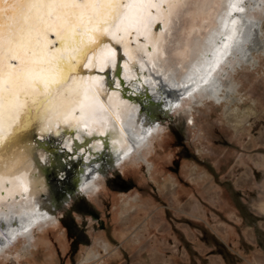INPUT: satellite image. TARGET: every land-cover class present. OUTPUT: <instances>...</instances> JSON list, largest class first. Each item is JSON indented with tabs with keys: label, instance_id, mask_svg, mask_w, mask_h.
I'll return each mask as SVG.
<instances>
[{
	"label": "rangeland",
	"instance_id": "1",
	"mask_svg": "<svg viewBox=\"0 0 264 264\" xmlns=\"http://www.w3.org/2000/svg\"><path fill=\"white\" fill-rule=\"evenodd\" d=\"M253 1L260 44L220 76L233 102L206 93L168 111L142 148L145 163L130 157L96 174L100 191L39 223L30 245L18 236L0 264L264 263V0ZM89 252L95 260L84 263Z\"/></svg>",
	"mask_w": 264,
	"mask_h": 264
},
{
	"label": "snow or ice",
	"instance_id": "2",
	"mask_svg": "<svg viewBox=\"0 0 264 264\" xmlns=\"http://www.w3.org/2000/svg\"><path fill=\"white\" fill-rule=\"evenodd\" d=\"M199 2L0 0V194L22 179L19 171L5 179V152L34 127L41 139L67 135L91 144L89 152L96 144L88 137L105 138L98 141L105 148L109 141L120 143L112 135L114 121L96 124L98 112L111 102L107 92L113 85L105 88L101 76L85 79L80 69L106 73L122 67L116 87H124L125 78L131 85L133 75L148 73L149 62L160 67L175 18Z\"/></svg>",
	"mask_w": 264,
	"mask_h": 264
},
{
	"label": "bare ground",
	"instance_id": "3",
	"mask_svg": "<svg viewBox=\"0 0 264 264\" xmlns=\"http://www.w3.org/2000/svg\"><path fill=\"white\" fill-rule=\"evenodd\" d=\"M241 1L244 0L238 2L235 0H200L199 3L192 4L191 10L182 17L175 18L174 29L169 32L164 42L165 50L161 56L160 67L157 68L155 63L149 62V66L154 67L151 69L152 73L157 74V70L163 72L158 78L161 76L164 80L166 77L165 83L155 92L152 89L148 92L143 89L139 90L132 84L130 86V93L141 98L143 105L137 98L133 102L123 100L124 94L121 90L107 92L111 102L98 112L96 124L99 127H105L107 120L114 121L116 131L112 135H118L121 142L113 145L109 141L105 148L98 142L105 138L88 137L90 142L96 144L95 150L89 152L90 144L87 150L81 149L76 152V158L70 162L64 159L65 167H70L72 170L78 166L81 169L77 172L80 184L75 194L83 191L86 196L92 191L97 192L99 185L93 179L96 174H101L103 168L112 169L130 157L135 159L137 157L135 161L145 163L142 148L148 144L149 139H144L143 134L150 126L152 127L153 119L143 112L144 106L161 105L168 111L179 110L190 102L194 106L204 92L217 104L227 100L233 102L230 95L231 89L226 84L225 77L222 79L220 76L230 63L231 66L235 63L239 64V61L249 63L252 60L250 57L252 49L260 44L256 36L259 20L254 19L250 14L256 11L257 3L251 0L253 6L249 10V7L240 6ZM234 13L238 16L233 17ZM227 33L228 37L223 38ZM102 62L98 57V66ZM80 72L90 73L92 70L80 69ZM118 73L117 70L112 76L115 80L112 78L110 81H104L105 88L109 84H115L116 87ZM227 74L228 72L225 75ZM84 77L87 79L96 76ZM89 87L95 94V84H90ZM222 90H224V95L220 97L218 94H222ZM228 117L230 118V116L226 118ZM238 124H234L235 130ZM63 138L71 141L67 135ZM74 146L77 149L83 145L74 144ZM52 147L60 148L58 144ZM66 150L72 152L71 145H68ZM44 151L46 150H34L28 142L16 141L11 152L6 151L4 154L5 179L9 172L16 171L21 173L22 179L20 183L11 184L0 194V254L18 236L23 237V241H27L30 245L29 237H31L32 229L36 228L39 223L46 225L53 223L56 219L58 211L53 208L54 201L48 198L52 188L47 181L52 172L51 164L54 159ZM62 153V156L67 157L68 153L65 150ZM68 163L72 166H68L70 165ZM26 187L30 188L31 194ZM15 196H18L17 200L14 199ZM29 211L30 215L27 214ZM15 224L16 227H13ZM102 248L104 251L107 250V245H103ZM95 255L89 252L84 257V263L94 261Z\"/></svg>",
	"mask_w": 264,
	"mask_h": 264
},
{
	"label": "water",
	"instance_id": "4",
	"mask_svg": "<svg viewBox=\"0 0 264 264\" xmlns=\"http://www.w3.org/2000/svg\"><path fill=\"white\" fill-rule=\"evenodd\" d=\"M177 30V29H176ZM179 30V29H178ZM151 68L150 66H148V73H144L141 72L139 73L138 76L133 75L132 76V86L137 87V89H143L144 91L148 92L149 89H152V91H157L158 88H160V86L165 83L164 80H166L164 77V80H162V71L157 70L158 73H152L151 72ZM86 69H83V71H85ZM118 70V72L120 73L122 71V67H116V68H111L110 71H107L106 73H100L97 71H93L90 73H86V72H82L84 76H101L104 77V81H110L113 77V74L116 73V71ZM126 72V71H125ZM161 75L159 78L158 76ZM113 80H115V77L113 78ZM138 80V83H137ZM152 80V81H151ZM113 85L112 89H108V92H112V91H117V90H121L124 94V97L122 98L123 100H127L129 102H133L135 101V98H137V100L139 102H141V105H143L142 99L139 97H136L134 94H131L129 89L131 85H129V81L127 78L124 79V87L118 88L115 87V84H111ZM136 103L138 104V102L136 101ZM143 112H146L148 114V116L150 117V119H153L154 121L157 122V120L159 119H163L164 116L167 115L168 110L161 105H156V106H144L143 107ZM170 112V111H169ZM160 113H162L163 115H160ZM39 130L37 129V127L32 128L30 131H27L25 133H23L21 136H19V138L17 139V141H25L28 142L29 144H31V146L33 147L34 150H46L44 151V153L50 155L53 157L54 161L52 162V172L49 175L48 178V182L52 188L51 193L49 194L48 198L52 201H54V207L55 211H59L62 210L63 206L67 203H69V201L71 199H74L75 197V192L76 189L78 187V184H80L79 178L77 176V172L80 169V167L77 166L76 169H70V167H65L64 165V159L68 160L69 162L73 159L76 158V152L80 151L81 149H85L87 150L88 147H90V144L88 146H81L78 147L77 149H75L76 147L74 146V144H81V142L78 139H74L70 137L69 141L66 138L60 137L62 138V140L58 137L57 140H55L56 137L53 136H45L43 139L40 138V132H38ZM69 141L68 145H71L72 147V152H68L66 150L65 146V141ZM50 142V143H49ZM58 144V146L60 148H54L52 147L54 144ZM43 144V145H42ZM66 151V153H68L67 157L66 156H62L61 154L63 150ZM70 164V163H68ZM111 165V164H110ZM68 166H72L71 164ZM74 168V167H73ZM112 170L111 168L108 169H102V176L105 177L106 173ZM18 196H15L14 199L17 200ZM53 204V203H52ZM34 209V208H33ZM34 212V210H33ZM32 212V215H33ZM26 213V212H24ZM30 211L27 212L28 215H30ZM25 216V215H24ZM26 218V216L24 217V219ZM15 223H16V219H15ZM13 227H16V224L13 225ZM4 237V236H3Z\"/></svg>",
	"mask_w": 264,
	"mask_h": 264
},
{
	"label": "flooded vegetation",
	"instance_id": "5",
	"mask_svg": "<svg viewBox=\"0 0 264 264\" xmlns=\"http://www.w3.org/2000/svg\"><path fill=\"white\" fill-rule=\"evenodd\" d=\"M203 94H206V93L204 92ZM203 94L200 96V99H199L198 101L195 102L194 105H196L198 102H200V101L202 100L201 97H203ZM203 99H204V97H203ZM155 123H156V125H158L160 122H159V121L156 122V121H154V120H153V122H151V124H153V125H152V127L150 126L149 129L143 134V138H144V139H149V138H150L149 136H150V134L152 133L151 130H152L153 128L156 127V126H154ZM151 124H150V125H151ZM147 132H149V133L147 134ZM121 164H122V163H121ZM98 175H100L101 177H103L100 173H98ZM100 186H101V185H99V191L101 190V189H100V188H101ZM79 195H81L82 197H84V195H82L80 191L76 194V196H79ZM87 195H88V194H87ZM86 198H87V197H86ZM79 239H80V237H79ZM97 253H98V252H97Z\"/></svg>",
	"mask_w": 264,
	"mask_h": 264
},
{
	"label": "crops",
	"instance_id": "6",
	"mask_svg": "<svg viewBox=\"0 0 264 264\" xmlns=\"http://www.w3.org/2000/svg\"><path fill=\"white\" fill-rule=\"evenodd\" d=\"M235 253V251H233ZM238 252V251H237ZM260 261V262H259ZM152 264H163L159 261H153ZM208 264V262L206 263ZM237 264H264L262 263L261 259L257 255L252 256L248 261H239Z\"/></svg>",
	"mask_w": 264,
	"mask_h": 264
}]
</instances>
